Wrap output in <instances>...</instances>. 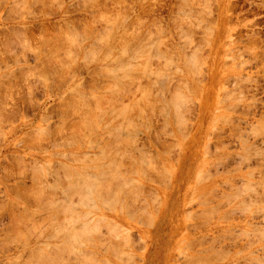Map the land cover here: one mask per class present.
<instances>
[{
	"label": "rangeland",
	"instance_id": "obj_1",
	"mask_svg": "<svg viewBox=\"0 0 264 264\" xmlns=\"http://www.w3.org/2000/svg\"><path fill=\"white\" fill-rule=\"evenodd\" d=\"M263 232L264 0H0V264H264Z\"/></svg>",
	"mask_w": 264,
	"mask_h": 264
},
{
	"label": "bare ground",
	"instance_id": "obj_2",
	"mask_svg": "<svg viewBox=\"0 0 264 264\" xmlns=\"http://www.w3.org/2000/svg\"><path fill=\"white\" fill-rule=\"evenodd\" d=\"M107 18H108V17H107ZM136 25H137V24H136ZM24 27H27V26H24ZM61 29H62V28H61ZM48 30H49V29H48ZM64 30H65V28H64ZM67 30H68V29H67ZM65 31H66V30H65ZM49 32H50V31H49ZM61 32H62V31H61ZM66 32H67V31H66ZM61 34H62V33H61ZM67 34H69V33H67ZM101 34H102V33H101ZM65 35H66V34H65ZM65 35H64V36H65ZM147 36H149V35H147ZM62 37H63V36H62ZM62 37H61V38H62ZM65 37H66V36H65ZM71 38H72V37H70L69 39H71ZM109 38H110V37H109ZM22 39H23V38H22ZM22 39H21V41H22ZM66 39H67V37H66ZM71 40H73V39H71ZM74 40H75V38H74ZM46 41H47V40H46ZM61 41H63V40H61ZM67 41H69V40L67 39ZM97 42H98V41H97ZM158 42H159V41H158ZM18 43H19V42H18ZM55 43H56V42H55ZM75 43H77V41H75L74 44H75ZM66 44H67V43H66ZM74 44H73V45H74ZM62 45H63V44H62ZM64 45H65V44H64ZM64 45H63V46H64ZM68 45H69V44H68ZM75 45H76V44H75ZM156 45H160V43H159V44H156ZM156 45H155V46H156ZM21 46H22V45H21ZM60 46H61V45H60ZM76 46H77V45H76ZM125 46H126V44H125ZM77 47H78V46H77ZM65 48H66V47H65ZM6 49H7V48H6ZM87 49H88V48H87ZM54 50H55V49H54ZM56 50H57V49H56ZM58 50H59V49H58ZM66 51H67V50H66ZM66 51H65V53H66ZM56 52H57V51H56ZM89 52H90V50H89ZM96 54H97V53H96ZM108 54H109V53H108ZM57 57H58V56H57ZM154 57H155V56H154ZM105 58H106V57H105ZM136 58H137V57H136ZM111 59H112V58H111ZM68 60H69V58H68ZM72 60H73V59H72ZM54 62H55V61H54ZM65 63H66V61H65ZM52 64H53V63H52ZM144 64H145V62H144ZM40 65H41V64H40ZM62 65H63V64H62ZM145 65H146V64H145ZM127 66H128V65H127ZM61 67H62V66H61ZM125 67H126V66H125ZM66 68H67V67H66ZM98 69H100V68H98ZM104 69H105V68H104ZM104 69H102V70H104ZM108 69H110V68H108ZM115 69H117V67H116ZM144 69H145V67H144ZM144 69H143V70H144ZM132 70H133V69H132ZM105 71H106V70H105ZM107 71H108V70H107ZM102 72H103V71H102ZM109 72H110V71H109ZM109 72H108V74H109ZM98 73H99V72H98ZM44 74H45V73H44ZM94 74H95V73H94ZM110 74H111V73H110ZM42 75H43V74H42ZM126 76H127V75H126ZM121 77H122V75H121ZM121 77H120V78H121ZM134 78H135V77H134ZM137 78H138V77H137ZM46 79H47V78H46ZM123 79H124V78H123ZM120 80H121V79H120ZM102 82H103V81H102ZM114 82H115V81H114ZM114 82H113V83H114ZM119 82H120V81H119ZM120 83H121V82H120ZM120 83H119V85H120ZM129 83H130V82H129ZM77 84H78V83H77ZM107 84H108V82H107ZM111 84H112V83H111ZM129 86H130V85H129ZM129 86H128V87H129ZM144 86H145V85H144ZM133 87H134V86H133ZM149 88H150V87H149ZM99 89H100V88H99ZM67 90H68V89H67ZM109 90H110V89H109ZM147 91H148V90H147ZM101 94H102V93H101ZM79 95H80V94H79ZM79 95H78V96H79ZM147 96H148V95H147ZM177 96H178V95H177ZM76 97H77V96H76ZM174 97H175V96H174ZM174 97H173V98H174ZM77 98H78V97H77ZM81 98H82V97H81ZM84 98H85V97H84ZM93 98H95V96H94ZM106 98H107V97H106ZM141 98H142V97H141ZM143 98H144V97H143ZM134 99H135V98H134ZM136 99H137V98H136ZM146 99H147V97H146ZM177 99H179V98H177ZM100 100H102V99L100 98ZM107 100H108V99H107ZM161 100H162V99H161ZM93 101H94V100H93ZM178 101L180 102V100H177L176 102H174V103H172V104H170V105H172L173 107H175V105H177V104H175V103H177ZM98 102H99V101H98ZM98 102H97V103H98ZM104 102H105V101H104ZM171 102H172V101H171ZM221 102H222V101H221ZM147 104H148V103H147ZM122 105H123V104H122ZM144 105H145V104H144ZM135 106H136V105H135ZM172 106H171V107H172ZM71 107L74 108V105L72 104V106H70V108H71ZM115 107H116V106H115ZM120 107H121V106H120ZM123 107L125 108V107H127V106H123ZM123 107H122V108H123ZM173 107H172V108H173ZM73 108H72V109H73ZM79 108H80V107H79ZM124 108H123V109H124ZM138 108H139V107H138ZM175 108H177V106H176ZM175 108H173V109H175ZM77 109H78V108H77ZM129 109H131V108H129ZM177 109H179V107H178ZM78 110L80 111V109H78ZM103 110H104V109H103ZM125 110H126V109H125ZM125 110H124V111H125ZM143 110H144V109H143ZM175 110H176V109H175ZM175 110H174V111H175ZM79 111H78V112H79ZM91 111H92V110H91ZM91 111H89V112H91ZM112 111H113V110H112ZM121 111H122V110H121ZM78 112H77V113H78ZM84 112H85L86 114L88 113V112H86V111H84ZM126 112H127V111H126ZM92 113H93V112H92ZM112 113H113V112H112ZM116 113H117V112H116ZM122 113L124 114L125 112H122ZM127 113H128V112H127ZM138 113H139V111H138ZM140 113H141V112H140ZM89 114H90V113H88V117L90 116ZM103 115H104V114H103ZM103 115H102V116H103ZM135 115H136V114H135ZM140 115H141V114H140ZM79 116H80V115H79ZM99 116H101V115H99ZM102 116H101V118H102ZM120 116H121V115H120ZM127 116H128V115H127ZM136 116H137V115H136ZM93 117H94V116H93ZM130 117H131V116H130ZM141 117H142V116H141ZM145 117H146V116H145ZM85 118H86V117H85ZM113 118H114V117H113ZM136 118H137V117H136ZM76 119H77V118H76ZM111 119H112V118H111ZM143 119H144V118H143ZM42 120H43V119H42ZM91 120H92V118H91ZM139 121H140V120H139ZM63 122H64V121H63ZM96 122H97V121H96ZM96 122H95V125L97 124ZM118 122H119V121H118ZM92 123H93V122H92ZM128 123H130V122L128 121ZM107 124H108V123H107ZM125 124H126V123H125ZM89 125H90V124H89ZM95 125H94V126H95ZM129 125H130V124H129ZM72 126H73V125H72ZM104 126H105V125H104ZM124 126H125V125H124ZM84 127H86V126H84ZM95 127H97V125H96ZM72 128H73V127H72ZM86 128H87V127H86ZM92 128H94V127L92 126ZM104 128H105V127H104ZM124 128H125V127H124ZM36 129H37V128H36ZM69 129H70V128H69ZM78 129H79V128H78ZM83 129H84V128H83ZM122 129H123V128H122ZM79 131H80V130H79ZM81 131H82V129H81ZM90 131H91V130H90ZM90 131H89V132H90ZM92 131H93V130H92ZM128 131H129V130H128ZM84 132H85V131H84ZM89 132H88V133H89ZM102 132H103V131H102ZM108 132H109V131H108ZM58 133H59V132H58ZM86 133H87V132H86ZM83 134H84V133H83ZM112 134H113V133H112ZM36 135H37V134H36ZM85 135H86V134H85ZM85 135H84V136H85ZM94 136H95V135H94ZM126 136H127V135H126ZM37 137H40V136H37ZM37 137H36V138H37ZM112 137H113V136H112ZM100 139H101V138H100ZM128 139H129V138H128ZM72 140H73V139H72ZM93 140H94V139H93ZM126 140H127V139H126ZM126 140H125V141H126ZM68 141H69V140H68ZM97 141H98V140H97ZM68 143H69V142H68ZM87 143H88V142H87ZM119 143H120V142H119ZM97 144H98V143H97ZM91 145H92V144H91ZM110 146H111V145H110ZM110 146H109V147H110ZM131 146H132V144H131ZM113 151H114V150H113ZM123 151H124V150H123ZM102 152H103V151H102ZM100 153H101V152H100ZM119 153H120V152H119ZM123 153H124V152H123ZM82 154H83V153H82ZM59 155H60V154H59ZM80 155H81V154H80ZM84 155H85V154H84ZM84 155H83V156H84ZM86 155H87V154H86ZM103 155H104V154H103ZM103 155H102V156H103ZM107 155H108V154H107ZM62 156H63V155H62ZM81 156H82V155H81ZM89 156H90V155H89ZM89 156H88V157H89ZM104 156H105V158H106V157H110L109 155H108V156L104 155ZM125 156H126V155H125ZM90 157H91V156H90ZM93 157H94V156H93ZM85 158H86V156H85ZM98 159H99V158H98ZM100 159H102V157H101ZM106 159H107V158H106ZM91 160H92V159H91ZM109 160H110V159H109ZM109 160H108V161H109ZM89 161H90V160H89ZM116 161H118V160L116 159ZM79 162H80V161H79ZM111 162H112V161H110L109 164H111ZM43 163H44V162H43ZM105 163H106V162H105ZM105 163H104V164H105ZM113 163H114V161L112 162V164H113ZM101 164H102V163H101ZM115 164H116V162H115ZM113 165H114V164H113ZM95 166H96V165H95ZM97 166H98V164H97ZM101 166H103V165H101ZM104 166H105V165H104ZM69 167H70V166H69ZM108 167H109V165H108ZM142 167H143V166H142ZM70 168H71V167H70ZM90 168H91V167H90ZM112 168H113V167H112ZM40 169H41V168H40ZM40 169H39V170H40ZM106 169L108 170V168H106ZM71 170H72V168H71ZM71 170H70V171H71ZM83 170H84V169H83ZM102 170H103V169H102ZM107 170H106V171H107ZM110 170H111V168H110ZM140 170H142V169H140ZM72 171H74V169H73ZM98 171H99V170H98ZM98 171H97V172H98ZM106 171H105V172H106ZM35 172H36V171H35ZM38 172H39V171H38ZM75 172H76V171H75ZM77 172H78V171H77ZM108 172L111 173V174H114L115 176L117 175V174H115L116 171L114 172V171L111 170V171H108ZM112 172H113V173H112ZM142 172H143V171H142ZM39 173H40V172H39ZM84 173H85V172H84ZM109 173H108V174H109ZM135 173H136V171H135ZM100 174H101V173H100ZM100 174H99V175H100ZM102 174H103V173H102ZM198 174H199V173H198ZM77 175H78V173H77ZM89 175H90V174H89ZM89 175H88V176H89ZM201 175H202V174H201ZM79 176H81V175L79 174ZM97 176H98V175H97ZM108 176H111V175H108ZM115 176H114V177H115ZM196 176H197V175H196ZM198 176H199V175H198ZM62 177H63V176H62ZM68 177H69V176H68ZM89 177H90V176H89ZM89 177H88V178H89ZM111 177H112V176H111ZM200 177H201V176H200ZM195 178H196V177H195ZM90 179L92 180L93 178H90ZM112 179H113V178H112ZM39 180H40V179H39ZM76 180H77V178H76ZM88 180H89V179H88ZM93 180H94V179H93ZM93 180H92V181H93ZM95 180H96V179H95ZM95 180H94V182H95ZM98 180L101 181L102 179H101V180L98 179ZM98 180H97V181H98ZM133 180H134V179H133ZM79 181H80V180H79ZM92 181H90V184H92V183H91ZM119 181H121V180H119ZM135 181L137 182V180H135ZM86 182H87V181H86ZM94 182H93V183H94ZM108 182H110V181L108 180ZM124 182H125V181H124ZM73 183H74V181H73ZM73 183H72V184H73ZM84 183H85V182H84ZM98 183H100V182H98ZM101 183H102V182H101ZM113 183H114V182H113ZM90 184H88V186H89ZM94 184H95V183H94ZM103 184H104V183H103ZM119 184H120V183H119ZM123 184H124V183H123ZM85 185H87V183H85ZM125 185H126V184H125ZM49 186H50V185H49ZM77 186H78V185H77ZM94 186H95L96 189L94 190V188H93V190L96 192V191H97V188H98V187L100 188L102 185L99 186V184H98L97 187H96V185H93V187H94ZM103 186H104V185H103ZM103 186H102L101 188H103ZM52 187H53V186H52ZM74 187H75V186H74ZM81 187H82V186H81ZM83 187H85V186H83ZM90 187H91V186H90ZM105 187H107V186L105 185L104 188H105ZM110 187H111V186H110ZM39 188H41V187H39ZM39 188H38V189H39ZM77 188H78V187H77ZM99 188H98V191H99ZM101 188H100V189H101ZM88 189H89V188H88ZM41 190H42V188H41ZM41 190H40V192H41ZM67 190H68V189H67ZM72 190H73V189H72ZM83 190H84V189H83ZM85 190H86V187H85ZM89 190H90V189H89ZM89 190H88V191H89ZM93 190H92V191H93ZM103 190H104V189H103ZM118 190H119V189H118ZM81 191H82V190H81ZM86 191H87V190H86ZM92 191H91V194H92ZM52 192H53V191H52ZM114 192H115V191H114ZM129 192H130V191H129ZM49 193H51V192H49ZM72 193H73V191H72ZM87 193H88V192H87ZM89 193H90V191H89ZM89 193H88V195L86 194L87 196H86V198H84V200L87 199V197L89 196ZM93 193H94V192H93ZM96 193H97V196H98V194H99L100 192H99V193L96 192ZM107 193H109V192H107ZM107 193H106V194H107ZM111 193H112V192H111ZM41 194H43V193L41 192ZM80 194H81V193H80ZM91 194H90V195H91ZM100 194H101V193H100ZM115 194H116V193H115ZM121 194H122V193H121ZM30 195H31V194H30ZM32 195L34 196L33 193H32ZM53 195H54V194H53ZM101 195H102V194H101ZM42 196H43V195H42ZM48 196H49V195H48ZM93 196L95 197L96 195L94 194ZM99 196H100V195H99ZM105 196H107V195H105ZM105 196H104V197H105ZM111 196H112V197H110V198L113 199V196H114V195L112 194ZM126 196H127V195H126ZM70 197H71V196H70ZM70 197H69V198H70ZM83 197H85V196L83 195ZM100 197L102 198V196H100ZM114 197H115V196H114ZM134 197H135V196H134ZM88 198H89V197H88ZM90 198H91V196H90ZM107 198H108V200H107L108 202H111V201H112V202H111V205H114V204H115V202H113V200H110V201H109V197H108V196H107ZM60 199H61V198H60ZM96 199H97V198H96ZM99 199H100V198H99ZM119 199H121V198H119ZM128 199H129V198H128ZM49 200H50V199H49ZM80 200H82V199H80ZM88 200H89V201H92V199H88ZM88 200H85V201L87 202ZM104 200H105L104 198H103L102 201H101V199H100L101 202H103ZM72 201H73V200H72ZM82 201H83V200H82ZM89 201H88V202H89ZM97 201H98V199H97ZM114 201H115V199H114ZM116 201H117V200H116ZM11 202H12V201H11ZM49 202H50V201H49ZM73 202H74V201H73ZM88 202H87V203H88ZM101 202H100V203H101ZM108 202H107V203H108ZM79 203H80V202H79ZM103 203H104V202H103ZM103 203H101V204H103ZM105 203H106V202H105ZM105 203H104V204H105ZM57 204H58V203H57ZM59 204H60V203H59ZM93 204H94V203H93ZM93 204H92V202H91V205H90V206H92ZM108 204H109V203H108ZM12 205H13V204H12ZM65 205H67V204H65ZM75 205H76V204H75ZM87 205H88V204H87ZM94 205H95V204H94ZM118 205H119V204H118ZM125 205H126V204H125ZM129 205H130V204H129ZM36 206H37V204H36ZM69 206H70V205H69ZM90 206H87V207H90ZM63 207H64V206H63ZM93 207L95 208V206H93ZM102 207H103V205H102ZM124 207H125V206H124ZM124 207H123V208H124ZM70 208L72 209V207H70ZM90 208H91V207H90ZM94 208H93V209H94ZM120 208H121V207H120ZM71 209L68 208V211L71 210ZM87 209H88V208H87ZM125 209H126V208H125ZM59 210H60V209H59ZM59 210H58V211H59ZM66 210H67V207H66ZM74 210H75V209H74ZM96 210H97V208H96ZM107 210H108V209H107ZM68 211H65V212H68ZM86 211H87V210H86ZM90 211H91V210H90ZM132 211H133V210H132ZM30 212H31V211H30ZM52 212H53V211H52ZM65 212H63L64 215H65ZM73 212H74V211H73ZM126 212H127V211H126ZM39 213H40V212H39ZM60 213H61V212H60ZM71 213H72V212H71ZM91 213H92V212H91ZM128 213H129V212H128ZM128 213H127V214H128ZM46 214H47V213H46ZM61 214H62V213H61ZM72 214H73V213H72ZM72 214H71V215H72ZM83 214H84V213H83ZM86 214L89 215L88 212H87ZM86 214H85V215H86ZM67 215H68V214H67ZM76 215H77V214H74V216H76ZM30 216H31V215H30ZM65 216H66V215H65ZM72 216H73V215H72ZM72 216L69 217V218H71V219H69V220H73V218L75 219V217H72ZM22 217H23V216H22ZM48 217H49V216H48ZM60 217H61V216H60ZM66 217H67V216H66ZM79 217L81 218V215H80ZM79 217H76V218L79 220ZM100 217H101V216H100ZM23 218H24V217H23ZM34 218H35V217H34ZM67 218H68V217H67ZM67 218H65V220H68ZM91 218H92V217H91ZM24 219H25V218H24ZM27 219H28V218H26V220H27ZM54 219H55V216H54ZM54 219H53V220H54ZM81 219H83V217H82ZM95 219H96V218H95ZM101 219H102L101 221H103L104 217L102 216ZM61 220H62V219H61ZM88 220H89V219H88ZM98 220H100V218H98ZM31 221H32V220H31ZM42 221L44 222V220H42ZM56 221H57V220H56ZM56 221H55V222H56ZM62 221H63V220H62ZM75 221H77V220H75ZM75 221H74V222H75ZM93 221H95V220H93ZM101 221H99V222H101ZM28 222H29V221H28ZM85 222H87V223L89 224L90 221H89V222H88V221H85ZM85 222H82V224L84 223L83 226H84V225H87V223L85 224ZM32 223H33V222H32ZM32 223H31V224H32ZM39 223L41 224V222H39ZM59 223H60V222H58V224H59ZM62 223H63V222H62ZM62 223H60V224L62 225ZM64 223H65V222H64ZM72 223H73V222H72ZM91 223H92V222H91ZM108 223H109V221H108ZM115 223H116V222H115ZM31 224H30V226H31ZM36 224H38V222H37ZM60 224H59L58 226H60ZM66 224H67V223H66ZM66 224H65V225H66ZM96 224H98V221L96 222ZM104 224H105V223H104ZM25 225H26V224H25ZM33 225H34V224H33ZM33 225H32V227H34V229H37V228H38V227L35 228L36 225H35V226H33ZM45 225H47V224H45ZM56 225H57V222H56ZM92 225H93V224H92ZM94 225H95V222H94ZM105 225H106V224H105ZM108 225H109V224H108ZM58 226H57V227H58ZM70 226H73V224L70 225ZM70 226L68 225V228H67L68 230H69V227H70ZM83 226H82L83 229H87V228H88V227H86V226H84V227H85V228H84ZM89 226H90V225H89ZM115 226H116V225H115ZM60 227H62V226H60ZM66 227H67V225H66ZM97 227H98V226H97ZM97 227H96V228H97ZM102 227H103V226H102ZM111 227H113V225H112ZM70 228L72 229V227H70ZM73 228H74V227H73ZM78 228H79V227H78ZM78 228H77V229H78ZM94 228H95V226H94ZM94 228L92 229V227H91V230H94ZM96 228H95V229H96ZM99 228H100V227H99ZM106 228H107V227H106ZM114 228H115V227H114ZM61 229H62V228H61ZM65 229H66V228H65ZM79 229H80V228H79ZM79 229L76 231L75 228H74V230H75V231H74V234H75V235H74L73 233H72V235L76 236V235H77L76 233L79 232ZM83 229H81V230H83ZM108 229H109V227H108ZM120 229H121V227H120ZM68 230H66V232H67V235L70 237L71 235H70V233L68 232ZM81 230H80V231H81ZM96 230H97V229H96ZM113 230H114V229H113ZM115 230H116V229H115ZM115 230H114V231H115ZM33 231H34V230H33ZM70 231H71V230H70ZM87 231H89V230H87ZM87 231H86V233H88L87 235H89L90 232L92 233V231H90V232H87ZM94 231H95V230H94ZM111 231H112V229H111ZM117 231H118V230H117ZM119 231H120V230H119ZM72 232H73V230H72ZM260 232H261V231H260ZM55 233H56V232H55ZM57 233H58V232H57ZM68 233H69V234H68ZM83 233H85V232H82V234H83ZM93 233H94V232H93ZM112 233H113V232H112ZM263 233H264V232H263ZM17 234H18V233H16V235H17ZM23 234H24V233H23ZM80 234H81V233L79 232V236H80ZM82 234H81V235H82ZM24 235H25V234H24ZM24 235H23V236H24ZM83 235H86V234H83ZM111 235H112V234H111ZM113 235H114V234H113ZM118 235H119V234H118ZM5 236H6V235H5ZM17 236H20V235H17ZM77 236H78V235H77ZM89 236H90V235H89ZM89 236H86V239H88ZM120 236H121V235H120ZM51 237H52V236H51ZM51 237H50V238H51ZM63 237H64V236H63ZM65 237H66V236H65ZM65 237H64V238H65ZM80 237H81V236H80ZM83 237H84V236H83ZM24 238H25V237H24ZM70 238H71V237H70ZM26 239H27V238H26ZM66 239H67V238H66ZM73 239H74V237H73ZM75 239H77V240H75V241L78 242V238L75 237ZM82 239L84 240V238H81V240H82ZM92 239H93V238H92ZM98 239H99V238H98ZM120 239H121V238H120ZM63 240L65 241V239H63ZM67 240H68V239H67ZM107 240H109V239H107ZM84 241H85V240H84ZM89 241H91V240H89ZM121 241H122V239H121ZM13 242H14V241H13ZM65 242H66V241H65ZM65 242H64V244H62L61 246L65 245ZM70 242H71V241H70ZM86 242H87V240H86ZM101 242H102V241H101ZM105 242H106V241H105ZM38 243H39V242H38ZM62 243H63V241H62ZM66 243H67V242H66ZM79 243H82V242H79ZM107 243L109 244V241H108ZM44 244H45V243H44ZM72 244H73V243H71L70 245H72ZM82 244H83V243H82ZM94 244H95V243H94ZM108 244H107V245H108ZM28 245H29V244H28ZM52 245H53V244H52ZM90 245H91V244H90ZM110 245H112V244H110ZM110 245H109V246H110ZM68 246H69V245H68ZM72 246H73V245H72ZM72 246H71V248H72ZM94 246H95V245H94ZM54 247H55V246H54ZM64 247H67V246H64ZM64 247H63V250H64ZM58 248H61V247H58ZM71 248H70V249H71ZM111 248H112V247H111ZM114 248H115V247H114ZM34 249H35V248H34ZM38 249H41V247H38ZM56 249H57V248H56ZM61 249H62V248H61ZM68 249H69V248H68ZM86 249H87V248H86ZM118 249H119V248H118ZM42 250H43V249H42ZM116 250H117V247H116ZM40 251H41V250H40ZM58 251H59V249H58ZM68 251H69V250H68ZM70 251H71V250H70ZM70 251H69V252H70ZM113 251H114V250H113ZM117 252H118V251H117ZM41 253H42V252H41ZM45 253H46V252H45ZM53 253L56 254L55 251H54ZM60 253H61V251H60ZM66 253H68V252H66ZM66 253H65V254H66ZM72 253H73V251H72ZM74 253H75V252H74ZM88 253L90 254L89 251H88ZM92 253H93V252H92ZM43 254H44V253H43ZM58 254H59V253H58ZM58 254H57V255H58ZM94 254H95V252H94ZM30 255H31V254H30ZM33 255H36V254H33ZM45 255H46V254H45ZM68 255H69V254H68ZM78 255H79V254H78ZM41 256H42V255H41ZM43 256H44V255H43ZM43 256H42V257H43ZM60 256H61V254L59 255V257H60ZM62 256H63V255H62ZM62 256H61V257H62ZM88 256H89V255H88ZM118 256H119V255H118ZM126 256H127V255H126ZM31 257H33V256H31ZM34 257H35V256H34ZM38 257H39V256H38ZM38 257H37L36 260H35L36 262H37V259L41 258V257H39V258H38ZM47 257H48V253H47ZM57 257H58V256H57ZM80 257H81V256H80ZM91 257H92V256H91ZM94 257H95V256H94ZM62 258H63V257H62ZM95 258H96V257H95ZM95 258H94V259H95ZM30 259H31V258H30ZM60 259H61V258H60ZM84 259H85V258H84ZM63 260H64V259H63ZM66 260H67V259H66ZM30 261H31V260H30ZM61 261H62V259H61ZM71 261H72V260H71ZM85 261H86V260H85ZM87 261H88V260H87ZM72 262H73V261H72ZM83 262H84V261H83ZM83 262H82V264H83ZM37 263H38V262H37ZM74 263H75V262H74ZM92 263H93V262H92ZM16 264H17V263H16ZM32 264H33V263H32ZM47 264H48V263H47ZM61 264H62V263H61ZM84 264H85V262H84Z\"/></svg>",
	"mask_w": 264,
	"mask_h": 264
}]
</instances>
